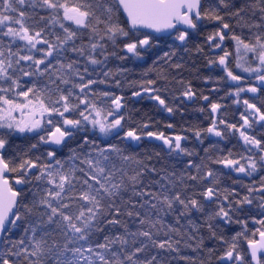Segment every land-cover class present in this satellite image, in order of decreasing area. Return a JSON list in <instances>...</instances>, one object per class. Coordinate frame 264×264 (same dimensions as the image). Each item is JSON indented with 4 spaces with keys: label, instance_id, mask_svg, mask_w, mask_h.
<instances>
[{
    "label": "snow or ice",
    "instance_id": "6c2138e0",
    "mask_svg": "<svg viewBox=\"0 0 264 264\" xmlns=\"http://www.w3.org/2000/svg\"><path fill=\"white\" fill-rule=\"evenodd\" d=\"M176 260L264 264V0H0V264Z\"/></svg>",
    "mask_w": 264,
    "mask_h": 264
},
{
    "label": "flooded vegetation",
    "instance_id": "af4514ba",
    "mask_svg": "<svg viewBox=\"0 0 264 264\" xmlns=\"http://www.w3.org/2000/svg\"><path fill=\"white\" fill-rule=\"evenodd\" d=\"M191 60L196 62L197 67H201V65L203 63V60L202 59L197 60L195 55H193L191 57ZM129 67H132V66L129 65ZM141 70L142 69H139V68H133L132 72L129 74V79H131V80L139 79L140 78L139 72H141ZM200 74L204 75L205 73L202 72ZM196 75H197V73H196L195 68L192 69L191 73H189V72L184 73L185 78L186 79H192L194 85H196L200 91H203L204 95H209L213 101L220 102V103L228 106L227 119H229L230 121L237 120L239 117V112L243 111V108H242V106H237V105L233 104L232 98L225 95V92L228 91V89L225 88V89L221 90L219 92V95L213 94L211 92V89L214 87H218V85L212 84V83L204 84L201 80L196 79ZM242 98H246V97H242ZM257 103H259V101H257ZM203 106H205V102L202 100L198 101L196 104H188L186 106V108L184 110H182V115H178L174 119H171V120L167 119L166 113L154 112L152 107H151L150 102H148L147 100L143 101L142 103L136 104L134 107H135V109L137 107H139L140 110H142V112H145L144 115H146V118L150 116L154 122H159V124H158L159 130L164 131L166 135H169V134H173L174 130L166 129L164 127V124H166V123L176 124L177 128L175 129V131H179L180 127L187 128L192 124H200V125L206 124L207 121H206L205 117H206L207 113H200L196 110L199 107H203ZM233 143H234V141H233ZM237 148H238V146H237ZM225 183L229 184V183H231V181L226 180ZM256 211L258 212L259 210L257 209ZM251 226H252V224H251V220H250L249 227L251 228ZM234 230H239V226H234ZM242 247H243V245H242Z\"/></svg>",
    "mask_w": 264,
    "mask_h": 264
},
{
    "label": "trees",
    "instance_id": "16d2710c",
    "mask_svg": "<svg viewBox=\"0 0 264 264\" xmlns=\"http://www.w3.org/2000/svg\"><path fill=\"white\" fill-rule=\"evenodd\" d=\"M139 74L141 75V72H139ZM136 109L138 111L136 112L135 118L137 120L145 119L146 118V115H144L145 112H142V110H140L139 107H137ZM17 143H20V141H17ZM205 243L207 245V244H210L211 242L206 240ZM181 247H182V253L181 254H191V250L190 249L183 248V245H181ZM173 255H175V254H173ZM172 264H184V262L180 261V260H176V261H173Z\"/></svg>",
    "mask_w": 264,
    "mask_h": 264
}]
</instances>
